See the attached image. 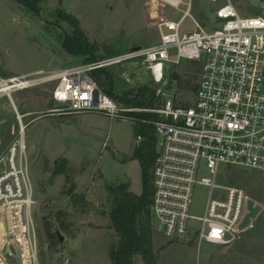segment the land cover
<instances>
[{
	"label": "rangeland",
	"instance_id": "rangeland-1",
	"mask_svg": "<svg viewBox=\"0 0 264 264\" xmlns=\"http://www.w3.org/2000/svg\"><path fill=\"white\" fill-rule=\"evenodd\" d=\"M233 5L242 16L264 17V0H233ZM219 6L195 0L194 17L206 29H215ZM180 17V12L157 0H43L39 13L15 0H0V77L91 63L64 47L65 39L77 32L100 60L149 47L159 42V21ZM183 29L193 31L191 19L185 20ZM110 71L119 94L148 85L174 97L177 105L191 106L202 66L187 60L173 65L165 86L154 84L141 63H125ZM52 89L50 84L14 92L12 99L0 96V158L15 139L14 130H20V115L37 201L39 264H112L109 253L120 236L111 221L113 197L108 186L130 182L133 192L142 191V168L134 157L142 145L138 122L101 113L52 112L60 108L51 99ZM158 97L161 106L167 97ZM200 175L211 177L207 169ZM216 181L242 188L261 207L257 217L231 244L200 246L195 233L167 238L152 215L153 264H264V173L222 167ZM209 193L204 186L195 187L193 215L204 213ZM5 236L1 208L0 264H23L2 256ZM133 263L147 264L142 255Z\"/></svg>",
	"mask_w": 264,
	"mask_h": 264
},
{
	"label": "built area",
	"instance_id": "built-area-1",
	"mask_svg": "<svg viewBox=\"0 0 264 264\" xmlns=\"http://www.w3.org/2000/svg\"><path fill=\"white\" fill-rule=\"evenodd\" d=\"M157 1L181 14L178 20L157 23V44L56 71L0 77V96L12 99L14 92L52 84L51 99L60 105L52 112L62 115L101 113L135 122V113L157 115L159 120L150 122L157 137L152 215L167 238L195 233L200 246L229 245L244 231L251 199L242 188L218 184L217 175L222 167L264 173V17L242 16L233 0H210L220 6L216 28L208 30L194 17L195 0ZM188 18L192 32L183 29ZM184 60L202 66L191 106L177 105L158 89V96L167 97L158 108H122L92 76L99 69L141 63L154 84L165 86L169 68ZM18 119L20 130H14L15 139L0 158L6 231L1 253L23 264H39L35 187L22 116ZM138 140L144 138L139 135ZM203 169L211 177L201 176ZM196 186L210 190L199 216L191 213Z\"/></svg>",
	"mask_w": 264,
	"mask_h": 264
},
{
	"label": "trees",
	"instance_id": "trees-1",
	"mask_svg": "<svg viewBox=\"0 0 264 264\" xmlns=\"http://www.w3.org/2000/svg\"><path fill=\"white\" fill-rule=\"evenodd\" d=\"M29 11L39 13L43 0H15ZM64 47L73 56H83L86 62H97L96 52L87 39L79 32L65 39ZM100 88L109 95L119 106L124 108L155 109L160 106L157 88L142 86L137 89L119 94L116 92L115 76L110 68L99 69L92 73ZM180 82V77L175 76ZM139 130L144 140L135 151L134 157L139 160L142 168L143 193L134 195L129 184L109 185L108 190L113 197L111 221L120 236L117 247L110 250L112 264H134L133 259L142 255L147 264H153L151 255V207L154 196L153 168L157 157V137L154 125L150 122L159 120L151 113H135ZM145 121V122H144ZM138 135V136H139Z\"/></svg>",
	"mask_w": 264,
	"mask_h": 264
},
{
	"label": "water",
	"instance_id": "water-1",
	"mask_svg": "<svg viewBox=\"0 0 264 264\" xmlns=\"http://www.w3.org/2000/svg\"><path fill=\"white\" fill-rule=\"evenodd\" d=\"M221 21L222 20H218L217 23H220ZM260 210H261V207L259 205H255V203L250 200L248 202V214L246 215V217H245V219L241 225V228L245 229L246 227H248L249 224L251 223V221L257 217ZM56 235H57L60 242L64 241V237L61 235V233L59 231L56 232Z\"/></svg>",
	"mask_w": 264,
	"mask_h": 264
},
{
	"label": "crops",
	"instance_id": "crops-1",
	"mask_svg": "<svg viewBox=\"0 0 264 264\" xmlns=\"http://www.w3.org/2000/svg\"><path fill=\"white\" fill-rule=\"evenodd\" d=\"M120 184H129L130 186V191L134 194V195H137V196H141L142 193H143V187H142V191L138 192V193H135L132 191V187H131V183L130 182H123V183H120ZM118 185V184H117Z\"/></svg>",
	"mask_w": 264,
	"mask_h": 264
},
{
	"label": "snow or ice",
	"instance_id": "snow-or-ice-1",
	"mask_svg": "<svg viewBox=\"0 0 264 264\" xmlns=\"http://www.w3.org/2000/svg\"><path fill=\"white\" fill-rule=\"evenodd\" d=\"M215 234V233H214Z\"/></svg>",
	"mask_w": 264,
	"mask_h": 264
}]
</instances>
